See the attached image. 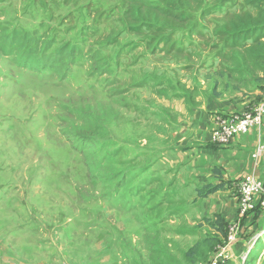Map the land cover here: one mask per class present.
Returning a JSON list of instances; mask_svg holds the SVG:
<instances>
[{
	"label": "rangeland",
	"instance_id": "rangeland-1",
	"mask_svg": "<svg viewBox=\"0 0 264 264\" xmlns=\"http://www.w3.org/2000/svg\"><path fill=\"white\" fill-rule=\"evenodd\" d=\"M255 13L246 0H0V198L16 199L13 221L60 264H257L264 175L205 208L185 155H160L179 107L259 101L264 45L232 36ZM164 195L183 209L168 213ZM222 210L225 223L203 221Z\"/></svg>",
	"mask_w": 264,
	"mask_h": 264
},
{
	"label": "crops",
	"instance_id": "crops-1",
	"mask_svg": "<svg viewBox=\"0 0 264 264\" xmlns=\"http://www.w3.org/2000/svg\"><path fill=\"white\" fill-rule=\"evenodd\" d=\"M227 98L209 96L204 98L205 100L197 99V106L189 107V112L184 106L179 107L182 111H179L177 116L171 141L161 144L163 147L161 157L164 154L167 157L173 156L174 152L178 153L179 159L181 154L185 155L184 159L182 158L184 166L181 165L182 168L184 167V179L187 177L190 182H197L200 185L225 183L221 190L206 199L195 198L196 204L199 205L202 202L205 208L208 205L207 201L219 196L216 195L217 193H227L230 186L239 184L248 176L264 175V155L252 158L257 148H261L264 152V128L251 129L245 134L232 136L222 142L217 141L213 136L216 127L215 117L244 115L260 102L261 93L256 104H252L251 98L247 95L238 93ZM11 196L14 195L5 197ZM24 196L28 198L27 195ZM164 196L168 197L167 208L170 209L168 213H178L183 209L184 204L173 202L172 195ZM14 203H17L16 199H12L10 203L0 198V264H60L59 258L52 255L44 243L34 240L33 228L29 227L27 222L17 224L13 221L16 213ZM209 214L204 213V216L212 217ZM214 214H219L226 219L224 210L216 211ZM21 215L23 214H20L19 218ZM262 258H264V252ZM262 258L257 264L261 263ZM71 261L74 262L73 259ZM87 264H98V262L90 261Z\"/></svg>",
	"mask_w": 264,
	"mask_h": 264
},
{
	"label": "built area",
	"instance_id": "built-area-1",
	"mask_svg": "<svg viewBox=\"0 0 264 264\" xmlns=\"http://www.w3.org/2000/svg\"><path fill=\"white\" fill-rule=\"evenodd\" d=\"M264 119V89L261 94V100L260 102L249 112L245 113L242 116L238 117H221L217 116L215 117L216 121V127L213 131V136L217 141H226L230 137L239 135V134H245L250 129L254 127H258V130L261 127L262 121ZM261 154L264 155V152L261 148H257V150L252 155V158H256L260 156ZM249 184H252L253 181H250L248 179L247 181ZM231 228L229 232V236L227 237L228 242L230 243L232 241L231 238Z\"/></svg>",
	"mask_w": 264,
	"mask_h": 264
},
{
	"label": "trees",
	"instance_id": "trees-1",
	"mask_svg": "<svg viewBox=\"0 0 264 264\" xmlns=\"http://www.w3.org/2000/svg\"><path fill=\"white\" fill-rule=\"evenodd\" d=\"M246 3L248 6H251L252 8L255 9L256 13L254 15L253 18H250L248 21H246L245 23L240 24L241 26H243L244 28L241 29L238 32H234L232 34L233 38L237 41H240V34H242V32L247 31V32H255L254 34H256V36L254 37V41H253V46L256 44H261V46H263L264 44L261 43V39L264 36V24L260 23V16L264 15V0H246ZM258 33V35H257ZM240 47H244V46H240ZM249 52H253L255 53V57L259 58L261 56V58L264 60V55H258V49L257 51H255L254 48L250 49ZM225 186V183H220V184H204L202 185L200 188H198L196 190V198L197 199H206L207 197H209L210 195L215 194L216 192H218L219 190H221L223 187ZM215 219L214 222L211 223V221H213ZM217 219L224 221V217H222L219 214H214L212 217H208L203 219L206 220L208 222V224H210L211 226H215ZM197 249V246L195 247V250ZM247 262L244 261V264H246Z\"/></svg>",
	"mask_w": 264,
	"mask_h": 264
},
{
	"label": "bare ground",
	"instance_id": "bare-ground-1",
	"mask_svg": "<svg viewBox=\"0 0 264 264\" xmlns=\"http://www.w3.org/2000/svg\"><path fill=\"white\" fill-rule=\"evenodd\" d=\"M263 230V229H262ZM262 242V241H261ZM258 250V249H257Z\"/></svg>",
	"mask_w": 264,
	"mask_h": 264
}]
</instances>
